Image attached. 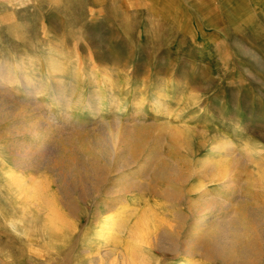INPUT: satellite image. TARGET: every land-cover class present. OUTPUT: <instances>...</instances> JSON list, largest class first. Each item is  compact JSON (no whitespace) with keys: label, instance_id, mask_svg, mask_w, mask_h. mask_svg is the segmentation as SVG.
Masks as SVG:
<instances>
[{"label":"rangeland","instance_id":"1","mask_svg":"<svg viewBox=\"0 0 264 264\" xmlns=\"http://www.w3.org/2000/svg\"><path fill=\"white\" fill-rule=\"evenodd\" d=\"M41 5L42 13H35L21 0H0V264H179L184 257L187 264H225L203 252L184 254L187 223L177 228L182 237L172 252L155 237L172 227L167 221L174 212L189 214L185 202L190 200L205 207L207 199L215 201L204 210V225L188 234L196 246L206 224L230 218L238 203L264 204V0H46ZM120 125L133 127L142 152L138 164L122 171L106 158L113 152L109 135ZM173 131L183 136L178 151ZM223 141L228 147L211 150ZM75 149L86 157L87 149L97 154L111 182L93 190L87 179L78 181L77 168L86 163ZM165 153L182 160L188 175L207 158L234 169L232 193L221 189L225 178L214 179L208 169L190 176L183 184L184 202L171 207L160 194L167 183L147 173L156 154ZM124 172L121 182H113ZM33 183L38 187L30 190ZM118 183L127 184L126 192L111 203L109 193ZM191 187L199 194L187 191ZM33 189L46 200L26 198ZM218 194L224 199L213 197ZM102 197L114 207L135 206L123 211L119 236L97 249L96 228L105 215L118 216L116 209L102 215ZM52 208L69 213L61 234L45 226ZM145 210L154 213L157 228L142 225ZM260 214L262 243L253 264H264V207ZM134 226L142 227L150 244L141 252V242L130 239V230H141Z\"/></svg>","mask_w":264,"mask_h":264},{"label":"bare ground","instance_id":"2","mask_svg":"<svg viewBox=\"0 0 264 264\" xmlns=\"http://www.w3.org/2000/svg\"><path fill=\"white\" fill-rule=\"evenodd\" d=\"M9 68L11 69V67H9ZM9 68H8L9 77H11L13 75V73H11V70ZM29 82L30 81H28L27 78L24 81L25 84H28ZM40 86H41V84H40ZM56 86H58V85H56ZM60 86H62V85H60ZM56 98H57V96H56ZM60 98H62V97H60ZM58 101H59V98H58ZM153 102H154V100H153ZM87 104H88V102H87ZM89 104H90V106L93 105L92 102L89 103ZM88 107H89V105H88ZM164 107H163V109H164ZM128 124H130V123H128ZM138 126H140V125H138ZM135 135H137V134L134 133L133 127L129 126V125H120L119 127H116L115 131L109 135V139H110V142H111V143H109L111 145V147L110 146L109 147L113 149L112 150L113 152H112V155H111L110 158L109 157H106V158L109 159L107 161H110V163H113V165L114 164L115 165H120V168H122V169H120V168L119 169L121 171L123 169L127 170V168L131 164L132 165L133 164H135V165L138 164L139 158H141L140 156H141L142 152H141V149L139 148V145H138L137 140H136L137 136H135ZM32 136H33V134H32ZM182 137L183 136H181L180 132L173 131L171 133V142L176 146V148H177L176 151H178L179 149L183 148ZM69 139H70V137H69ZM228 144H229V142L223 141L222 144H213V146L210 147V148H211L212 151L221 150V149H225V147H228L227 146ZM229 150H231V148ZM75 151H76V155H77L76 158H78V159L81 158V160H85V163H86L85 166H81V167L79 166L80 168H77L78 171H76L75 175H76V179L78 181L82 182V181H84V179H87V183H88L89 187L93 188V190L95 188H97V185H96L97 183L111 182L110 179H111L112 174H111V172H107V173L105 172V169H106L105 163L101 162V160L99 159L97 154L94 155L92 153V151L87 149V151H89V152H88V154L86 153V155H87V157H86L84 154L83 155H82V153L80 154V152H78L77 149H75ZM176 153H178V152H176ZM165 154H162V155L156 154V156L153 158L154 161L150 165V168L147 169L148 170L147 173L151 174V176L157 177L159 179V181L161 179V180H164V182L167 183V186H166V188L163 189V192L160 193L159 191L155 190V194L160 193V194H162V196H164V198H167V200H169L171 202V207H175L177 204H181V203L184 202V200L186 198V193L184 191L186 186H184L183 184L188 182V180L190 179V176L193 173H194V175H200V174H202V172H205L208 169L211 170V174H212L214 179L215 178H217V179L218 178H220V179H224L225 178V180H224L225 182L224 181H222V182L219 181L221 186H222L221 189H223V190L226 189L227 190L226 191L227 195H230L232 193L233 184H236V183H234V179H235L234 172H233L234 169L230 171V170H228L225 167H221V166L217 165L212 160L213 158H207V159L203 160L202 162L195 164V167H194L195 169L193 171L189 172V175H188V173H187V171H188L187 170V165L185 163H183L182 160H178V158H176V160H175V158L172 157L175 154H173V155H171L172 153L171 154H166V155ZM99 155H101V153ZM103 156L105 157L106 155H103ZM223 156H224V154H223ZM67 157L70 158L69 156H67ZM151 157L152 156H149L146 159V161L151 159ZM188 165H190V164H188ZM145 166H146V164H145ZM119 169H118V171H120ZM212 169L215 170L216 172L215 171L213 172ZM112 170H113V168H112ZM108 171H109V169H108ZM124 174H125V172L123 174H121V175H118V174L115 175V177L113 179V182H121L122 179H123L122 176ZM113 175H114V173H113ZM146 176L147 175H145V177ZM133 181H134V179H133ZM138 181H136V182H138ZM91 183H92V186H91ZM124 184H126V183H124ZM35 185L36 184L33 183V185H31L32 187L30 186L31 188L28 187V186L27 187L30 188V190H31L32 188H34L33 186H35ZM149 185H150V181H149ZM117 186H118V188L114 189V191L112 193H109V194H111L110 195L111 196V201H110L111 203L112 202L116 203L119 200V196L122 195V193L120 194L119 192H123L124 190L127 189V184L123 186V184L118 183ZM129 186H130V183H129ZM197 188L198 187H194V188L191 187L187 191L190 190L193 193L199 194V193H197L198 191L195 192L197 190ZM24 189L25 188H23V190ZM136 189L139 190L140 186L137 185ZM136 189H134V190H136ZM143 189L145 190L146 187L143 188ZM148 189H150V187ZM33 190H35V191L31 193L30 197H27L26 194H25V197L26 198H30V199H36L37 198L36 200L38 201V199L41 198L42 193L37 191V189H33ZM38 190H40V189H38ZM109 190H110V188H109ZM109 190H106V191L109 192ZM25 191L27 192L26 189H25ZM105 192H104V194H106ZM124 192H126V191H124ZM29 193H30V191H29ZM27 194H28V192H27ZM93 194H94V192H93ZM97 194H99V193H97ZM205 195L209 196V194L207 195V193ZM123 196H122V198H124ZM202 196L204 197L203 193H202ZM42 197H43V195H42ZM45 197L46 196H44L43 198H45ZM213 197H219L220 199L221 198L224 199V195H221V194H218V195L213 196ZM105 198H103V199H105ZM227 198L228 197H226V199ZM97 199H99V198H97ZM45 200H46V198H45ZM105 200H106V202L103 203L102 206H101V208H104V211L102 212V215H103V213H106L107 211H110L112 209L113 210L116 209V212H117L116 215H118V216L116 218H113V217H111L112 216L111 214L105 215L106 217L102 220L100 228L99 229L96 228L97 231L95 233L97 234V232H98V236H99V239H98L99 241H97V244L95 245L97 247V249H100L102 244H104L106 242H110L111 240H113V239H115V238H117L119 236L118 232H119V230H121V226H122L120 224H122L124 221H126V217L123 216V211H128V209L130 207V205L128 206V204H126L125 206H121V207H117V206L114 207L113 205H109V202H107L108 201L107 199H105ZM123 200L125 202L127 199L126 200L123 199ZM50 201L52 202V200H50ZM207 201H208V202H206V206L207 207H205V205H204L205 203H203V205H199L198 201L190 200V201L185 202L186 206L188 207L189 214H184V213H181V212L176 214L175 212L173 213V210H172L173 219L171 218L169 220V223L167 221V224H173V225H172V227L169 228V227H167L168 225L165 223L167 225L166 226L167 229L164 230L163 232L161 231L162 233L159 232V234L156 232L157 235H156L155 239L157 240L158 244H159V242L161 240H162V242L165 241L166 247L169 248V250L171 252L174 251L175 248H176L177 239H179V237H182L181 236L182 234L180 233L181 230L179 231V229L177 230V228L178 227H180V228L183 227L184 225H186V223L189 224L190 228H191L190 229L191 231H188L189 233L197 232V230H198L197 228H200V227H202L204 225V220H205V215H206L204 210L206 208H209L211 205H213L215 207L214 199H210V201L207 199ZM33 202H31V203H33ZM42 202H43V200H42ZM45 203L47 205V201L42 203V204H45ZM37 204H39V203H37ZM129 204H131V203H129ZM33 205H34V203H33ZM97 205H98V203H97ZM223 205L226 206V202H223ZM133 206H135V205H132L130 207V209ZM26 207H27V209H29L28 206H25V208ZM95 207H97V206H95ZM263 207H264V204L263 203H259V202L257 203L256 207L255 206L248 207L247 204L238 203L237 207H235L236 211H235V213H233L234 215H232L230 218L225 219V220L216 221L214 223L209 221L208 224H206L207 225V227H206L207 229H205L200 242H198L199 245H197V246H196V242L197 241L194 240L193 237H190V235H188L189 233H186V236L184 237L185 239L184 238H183L184 240L181 239L182 242L184 241L183 243L186 246L183 249V250H185L184 254L187 255L188 252H192V251L203 252L204 256L206 255V257L209 256L211 258L219 259L220 261L224 262L225 264H253V261H252L251 257L255 256L258 253L259 246L262 243V237H261V233L259 231V225L263 222L262 219H261L262 216L260 214V210L263 209ZM48 208H51V207L48 206ZM54 208H52V209H54ZM56 208L58 210V207H56ZM97 209H96V212H98ZM165 209H167V208H165ZM176 209H177V207H176ZM215 209H217V208H215ZM218 210H219V208H218ZM93 211H94V209H93ZM150 211H146L145 210V211L141 212L142 213L141 216H140L141 218H139V219H142V221H140V222H142V225H144V224L148 225L149 223H152L155 226V228H157L158 227L157 224H159V223L156 224V222H158V220H156V217L154 216V213H152ZM48 212H49V213H47L48 218H47V222H45V226H47L51 230L50 232H52L55 235L56 234H61V231L63 233V229L62 228L66 227L67 226V222H68L67 221V217H65V216H67V214H69V213L64 211L66 214L59 215V213H57L56 209H54L52 211L49 209ZM165 214L168 215V211ZM97 218H98V216L96 217V219ZM94 219L95 218H93V217L91 218V216H90L89 217V221H91L90 223H92V221ZM119 220H121V222ZM137 222H139V220ZM134 227H133V229L136 228V227L135 228ZM118 228H120V229H118ZM138 228L141 229L142 227L141 228L137 227L136 229H138ZM168 228H169V230H168ZM154 230L156 231V229H154ZM157 230L160 231L161 228H160V230H159V228ZM143 231H144V229H143ZM130 232H129L130 235H132V237H130V239L133 238L138 243H139V241L141 242V245L139 243V245L141 247L138 249V251L141 252V249L143 248V244L146 243V245H150L149 242H147V239H146V235L147 234L144 235L145 232H142V229L140 231L139 230H134L133 232L130 230ZM148 236H149V233H148ZM263 237H264V234H263ZM127 238H128V236H127ZM128 247H129V245H128ZM154 247H155V245H154ZM135 252H133V253H135ZM180 253H183V252H180ZM179 264H187V259L185 257L182 258L180 260Z\"/></svg>","mask_w":264,"mask_h":264},{"label":"crops","instance_id":"3","mask_svg":"<svg viewBox=\"0 0 264 264\" xmlns=\"http://www.w3.org/2000/svg\"><path fill=\"white\" fill-rule=\"evenodd\" d=\"M44 1L46 0H21V4L24 5L27 3V5L29 4L30 8L32 9L31 11L35 13H42L39 7L42 6L41 4H43Z\"/></svg>","mask_w":264,"mask_h":264}]
</instances>
